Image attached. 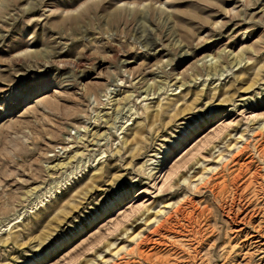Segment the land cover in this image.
I'll list each match as a JSON object with an SVG mask.
<instances>
[{
	"label": "rangeland",
	"instance_id": "obj_1",
	"mask_svg": "<svg viewBox=\"0 0 264 264\" xmlns=\"http://www.w3.org/2000/svg\"><path fill=\"white\" fill-rule=\"evenodd\" d=\"M249 208L264 0H0V264H264Z\"/></svg>",
	"mask_w": 264,
	"mask_h": 264
},
{
	"label": "bare ground",
	"instance_id": "obj_2",
	"mask_svg": "<svg viewBox=\"0 0 264 264\" xmlns=\"http://www.w3.org/2000/svg\"><path fill=\"white\" fill-rule=\"evenodd\" d=\"M244 152H241L237 157L238 158H241V156H243ZM249 169L250 167H246V172H249ZM250 173V172H249ZM253 177H251V181L250 183L248 182H244L242 183L243 185H240L239 183H235L236 180L240 177L238 176L235 180H234V185L236 186V190L237 191H241L242 194H246L250 188L253 185V182L254 181H257L258 179L256 177H258L257 174H253L252 175ZM258 186V185H257ZM254 192H260V191H257V190H254ZM245 216H244V219L242 221L239 222V216L235 215L233 216V218H231V220H233V222L235 223L234 225H236V229L235 231L238 233V234H242L246 231V227L248 225V223L252 224L254 222V220L256 219V217L260 216L263 214V219H260L259 223L253 227V231L252 233H248L246 235V238H248L249 241L252 242V245L255 246V248L259 251H262L260 252L261 254H263L264 256V227H263V224H264V210H260V209H251L249 208V210L247 209L245 211ZM248 222V223H247ZM169 225L170 223L168 222H164L161 227H159V231L160 230H168L169 229ZM264 261V257L262 259Z\"/></svg>",
	"mask_w": 264,
	"mask_h": 264
}]
</instances>
